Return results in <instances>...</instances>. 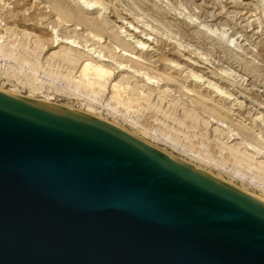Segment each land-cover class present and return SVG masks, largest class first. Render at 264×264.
<instances>
[{
    "label": "rangeland",
    "instance_id": "rangeland-1",
    "mask_svg": "<svg viewBox=\"0 0 264 264\" xmlns=\"http://www.w3.org/2000/svg\"><path fill=\"white\" fill-rule=\"evenodd\" d=\"M84 1L0 0V90L108 122L264 200V0ZM86 62L111 72L103 88L85 85ZM121 82L135 92L117 97Z\"/></svg>",
    "mask_w": 264,
    "mask_h": 264
},
{
    "label": "water",
    "instance_id": "water-1",
    "mask_svg": "<svg viewBox=\"0 0 264 264\" xmlns=\"http://www.w3.org/2000/svg\"><path fill=\"white\" fill-rule=\"evenodd\" d=\"M0 264H264V200L0 90Z\"/></svg>",
    "mask_w": 264,
    "mask_h": 264
},
{
    "label": "bare ground",
    "instance_id": "bare-ground-1",
    "mask_svg": "<svg viewBox=\"0 0 264 264\" xmlns=\"http://www.w3.org/2000/svg\"><path fill=\"white\" fill-rule=\"evenodd\" d=\"M80 3V5H79V9H81L82 11H85V12H88L89 11V9L90 8H92L94 5H92V4H89V2L87 3L86 1H84V0H78ZM82 5H84L85 6V9H84V7H82ZM53 7V6H52ZM60 12V14L61 15H64V14H62V12H61V10H59ZM56 13V12H55ZM66 16V18L67 19H69V16L68 15H65ZM95 24V23H94ZM130 26V25H129ZM144 29H145V27H144ZM135 30H137L136 28H135ZM146 31V30H145ZM149 31V30H148ZM136 32V31H135ZM151 32V31H150ZM139 33H141V32H139ZM145 36H147V35H145ZM96 37V36H95ZM148 37V36H147ZM146 37V38H147ZM93 40V39H92ZM137 44H139V46L141 47V46H145V45H143L142 43H137ZM142 48H144V47H142ZM142 50V49H141ZM100 56H102V55H100V54H98V56H97V58L98 57H100ZM61 59L63 60V61H67V62H69L70 64L71 63H78L79 62V60H72V59H68L67 57H66V55L65 56H62L61 57ZM88 60V59H87ZM83 61V60H82ZM94 61V60H93ZM81 63V62H80ZM79 63V64H80ZM101 64V63H100ZM103 64V63H102ZM81 65V64H80ZM79 72H80V77L82 78V79H84L85 81H86V83H85V85H87V86H89V87H94V86H96V87H98V88H103L104 87V83L110 78V76H111V72L110 71H108L106 68H104V66L103 65H99V64H94L93 62H86V63H84L83 64V66H82V68H81V70H79ZM192 78H194V79H196L197 81H200L201 79L198 77V76H196V75H192ZM82 82V81H81ZM112 90H113V92H114V94L117 96V97H120L121 96V94H124V95H129V92H135V90L134 89H131V87L130 86H128V83L126 82H121V83H118V84H114L113 86H112ZM146 96V95H145ZM143 97V96H142ZM34 101H36V102H40V103H46V102H42V101H37V100H34ZM46 104H49V103H46ZM49 105H51V104H49ZM177 107V106H176ZM174 108V107H173ZM185 113V112H184ZM192 115V114H191ZM192 120H196L197 121V116H195V115H192ZM194 126V125H193ZM260 166V165H259Z\"/></svg>",
    "mask_w": 264,
    "mask_h": 264
}]
</instances>
